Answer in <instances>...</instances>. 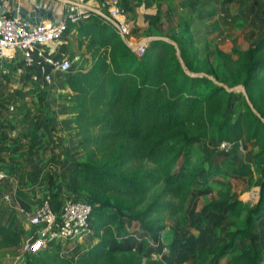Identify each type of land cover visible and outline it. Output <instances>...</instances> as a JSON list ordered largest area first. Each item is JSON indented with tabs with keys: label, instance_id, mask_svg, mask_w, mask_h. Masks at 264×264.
Segmentation results:
<instances>
[{
	"label": "trees",
	"instance_id": "trees-1",
	"mask_svg": "<svg viewBox=\"0 0 264 264\" xmlns=\"http://www.w3.org/2000/svg\"><path fill=\"white\" fill-rule=\"evenodd\" d=\"M214 1L189 0L187 6L202 9ZM70 27H75L84 62L91 58L65 81L71 109L86 142L112 149L103 163H86L74 171L77 182L91 188L76 199L92 205L94 229L87 242L75 244L77 257L61 255L63 246L57 244L28 255L23 264H167L146 257V252L153 240L186 227L197 182L226 190L206 203L195 220L202 225L205 213L233 214L238 209L239 225L229 231L226 242L195 248L192 264H219L228 256L231 264H263V251L253 240L255 222L264 214V35L237 52L238 62L215 67L203 56L189 23L186 34L170 35L159 13L149 33L173 44L152 41L142 56L102 16L90 14ZM225 86H242L245 95ZM237 98L240 110L227 114ZM8 102H0V167L23 178L29 160L19 138L31 137L34 143L37 132L18 128L19 112L10 111ZM200 141L211 146L195 157ZM222 143L233 146L234 160L221 154ZM255 174L260 200L249 206L232 193L231 180H253ZM9 186L0 182V201ZM130 224L140 230V247L113 246L129 236ZM26 236L16 210L0 207V251H18ZM240 241L248 245L236 249Z\"/></svg>",
	"mask_w": 264,
	"mask_h": 264
},
{
	"label": "rangeland",
	"instance_id": "rangeland-1",
	"mask_svg": "<svg viewBox=\"0 0 264 264\" xmlns=\"http://www.w3.org/2000/svg\"><path fill=\"white\" fill-rule=\"evenodd\" d=\"M214 5L212 8L210 5L208 8L199 9L190 3L187 16H181V20L177 23L178 27L175 25L172 32L183 34L185 24L189 23L190 29L196 35L198 46L204 49L203 56L208 55L216 67L222 62L231 64L238 62L237 52L256 45L263 37L264 1L217 0ZM177 30L179 31L177 32ZM68 50L81 57L80 61L74 63L72 72L80 67L88 66V63L91 62L90 57H87L84 62L82 51L78 50V46L70 47ZM19 65L4 64L0 66V102L9 101V106L14 107V112L16 110L19 112V129L24 133L37 132L34 143L31 137L27 140L19 138L20 143L25 147L24 151L28 152L26 159L29 160V163L23 165L25 167L22 172L23 178L17 177L21 184L19 205L26 207L24 202L40 204L44 200H49L55 206L69 199L84 198L91 188L77 182L75 169L83 167L86 163H103L107 160L112 146L102 147L86 142L85 132L80 130L76 123L77 113L71 109L72 103L68 92L63 90L69 74L56 77L54 86L48 89L43 88L40 84L26 85V81L31 80L32 76L29 73L20 75L17 72ZM225 87L226 90L230 89L232 92L245 95L240 89L242 86ZM239 102L240 100L237 98L236 104L227 110V114L234 110L239 111L237 105ZM91 133H97V130H93ZM229 145L230 147L220 148L221 154L234 160L233 146ZM210 146V141L198 142L195 157L197 152H206ZM253 146L256 148L255 145ZM244 154L245 151L240 147L239 157L244 159ZM41 159L43 164L38 163ZM0 162L4 163V160L0 159ZM29 188L30 190H28ZM221 190H226V188L214 183L202 186L200 182H197L187 214L188 224L186 227L169 232V234L166 233L168 234L165 236L167 238L165 240L166 247L163 250H156L157 247L153 243L154 247L149 246L145 256L165 259L171 252H176L175 255L178 254V249L170 244L171 238L174 237L179 241V245H186L185 247L181 246L182 253L180 252V255L177 256V263L179 260L181 264H192V251L198 247H195V244L200 243L203 246L212 247L217 243L226 242L229 238V231L239 225L236 217L238 209L233 214L205 213V222L202 225L199 219L195 220L203 206L217 198L218 192ZM231 191L249 206L257 204L260 200L257 174L254 175L253 180H231ZM15 206L16 203H8L1 198V208L11 209ZM28 209L30 208L28 207ZM193 221L196 222L195 226L191 225ZM254 233L253 244L264 254V214L256 220ZM189 242L191 244L187 246ZM140 243L141 240L135 247L139 248ZM247 245V241L239 242L236 249L244 248ZM2 251L11 257L20 255V252L14 249ZM77 251L75 245L67 244L61 255L76 258ZM23 262L24 260L20 261V263Z\"/></svg>",
	"mask_w": 264,
	"mask_h": 264
},
{
	"label": "built area",
	"instance_id": "built-area-1",
	"mask_svg": "<svg viewBox=\"0 0 264 264\" xmlns=\"http://www.w3.org/2000/svg\"><path fill=\"white\" fill-rule=\"evenodd\" d=\"M107 8L108 17L117 24L119 35L144 55L148 44L135 46L130 42L132 31L125 19V10L120 0H103ZM79 14L70 15L58 24L29 25L19 17L0 18V66L6 63L17 65V72L29 73L31 80L40 83L43 88L51 89L56 77L65 76L72 72L75 62L81 57L75 55L58 54V48L63 43L65 35L70 29V23L82 20ZM21 55V56H20ZM21 57V59L19 58ZM10 111L14 107L10 106ZM230 147L222 143L221 149ZM8 182L11 191L3 196L8 203H16L14 207L24 214L31 230L23 240L18 255L13 264H19L28 255L38 253L43 249L61 244L63 248L68 244H80L94 234L92 225V205L84 199H69L63 204L52 205L44 200L33 211L19 205L21 184L19 179L0 167V182Z\"/></svg>",
	"mask_w": 264,
	"mask_h": 264
},
{
	"label": "crops",
	"instance_id": "crops-1",
	"mask_svg": "<svg viewBox=\"0 0 264 264\" xmlns=\"http://www.w3.org/2000/svg\"><path fill=\"white\" fill-rule=\"evenodd\" d=\"M30 1L32 0H0V18L13 17L11 13H13L15 7L18 5L21 7L32 9V6L30 5ZM36 1L40 8L53 9L55 11L57 18L61 20L64 18H68L73 13H78L83 18L88 17L90 14H97L99 16H101L100 14H104L106 16L108 15L107 8L105 7L103 0H36ZM120 1L125 10V19L129 23L131 31L132 30L135 31V33L132 34V36L130 37V42L135 46H139L142 44L149 45L152 41L148 42L147 40L150 39L151 37H156L154 34L149 33V30H150V22L153 21L154 17L158 13L161 16V24H163V27L166 28L168 31H171L170 33L172 34L173 33L172 28H174L175 25L176 27H178L177 23L181 20V16L182 15L187 16L189 9V7L187 6L189 0H120ZM216 1L217 0H215L214 2ZM214 2L210 4L211 8L215 6ZM209 6L205 8H208ZM41 23L49 24L53 22H51L50 19H44L41 21ZM178 31L179 30H177V32ZM184 33L186 34L185 31ZM74 46H78L77 33L75 31V27H70L68 33L64 37L63 43L58 48V54L60 55L62 53L64 55H68L69 57H73L77 54H72L68 49ZM19 58L21 59V57ZM5 65H10V64L6 63ZM28 81L29 84L30 83L34 85L40 84L30 79ZM63 90L66 93L68 92L66 86H64ZM0 159L3 160V158L1 157ZM38 163L43 164V160L41 159L40 161H38ZM28 190H30V188ZM9 191H11L10 186L8 190L3 192V196L7 194ZM24 204L26 206L25 208L28 209L29 207L30 209H32V210L29 209L30 211H33L35 207L39 205L37 203L36 204L31 203L30 201L24 202ZM16 212L24 228L26 230H31V227L27 223L26 216L24 214L19 213V211L17 210ZM128 229L130 231L129 236L113 242L112 243L113 246L116 245V247H120L124 249V248L135 247L137 245V242L140 241L141 238L140 230L131 224L128 225ZM165 236L166 235H164L162 238L158 237V239L154 240L150 244V246L151 245L153 246L155 244L157 247L156 250H160V249L163 250V248L166 247L165 240L167 238ZM170 241H171L170 244L174 248L178 249L179 253L175 255L176 252L175 253L171 252L170 255H167L165 257L164 261L167 264H181L179 260L177 263V256L180 255V252L182 253L181 246L185 247L186 245L184 244L179 245V241L174 237L171 238ZM240 242L242 243L246 241H240ZM190 244L191 243L189 242V245L187 246H190ZM197 246L199 247L203 245L200 243L198 245L195 244V247ZM172 250L175 251V249ZM16 257H11L7 253L0 251V264H13ZM193 259L194 257L191 255V261ZM262 263L264 264V258L262 259ZM219 264H231V257L228 256L224 258Z\"/></svg>",
	"mask_w": 264,
	"mask_h": 264
},
{
	"label": "water",
	"instance_id": "water-1",
	"mask_svg": "<svg viewBox=\"0 0 264 264\" xmlns=\"http://www.w3.org/2000/svg\"><path fill=\"white\" fill-rule=\"evenodd\" d=\"M30 5L32 6V9L30 8H26V7H21V6H16L13 13H11V15L13 17H20L21 20L29 25H39L41 24V21L44 19H50L51 22H53V24H58L60 21L65 20L64 19H59L57 18L55 11L53 9H48V8H40L37 4L36 0H32L30 1ZM78 13H73L72 15H75ZM102 17L110 20L114 26L117 28V24L112 21L108 16L104 15V14H100ZM158 39H163L164 41H167L169 43L173 44V41L169 38H159V37H151L150 39H148V42L151 41H155ZM135 51H137L135 49ZM226 88V87H225ZM227 89V88H226ZM240 89H242V91L245 93V89L243 87H240ZM229 91H232L230 89H228ZM249 104L251 105V103L249 102ZM257 115L258 112H255Z\"/></svg>",
	"mask_w": 264,
	"mask_h": 264
}]
</instances>
